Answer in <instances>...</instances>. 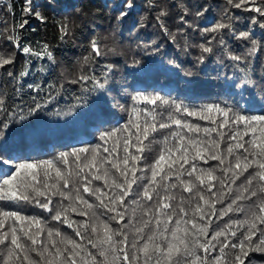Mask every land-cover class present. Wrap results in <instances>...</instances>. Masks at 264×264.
Here are the masks:
<instances>
[{"label":"snow or ice","instance_id":"obj_1","mask_svg":"<svg viewBox=\"0 0 264 264\" xmlns=\"http://www.w3.org/2000/svg\"><path fill=\"white\" fill-rule=\"evenodd\" d=\"M228 5L237 9L243 7L249 13L248 25L244 26V30L235 28L232 23L234 17L231 15L221 17L211 27L202 26L200 18L211 8L206 3L191 6L180 4L177 11L178 30L192 34L199 31L201 36L206 32H219L218 37L214 36L213 40L222 46L221 51L227 52L226 35L254 47L257 44L254 39L257 33L252 29L258 26L260 43L264 45V0H228ZM25 10L29 14L35 12L38 18L43 19V14L33 7L31 0ZM140 11L137 0H115L112 7L115 26L122 28L127 25L129 35L138 32L144 27L146 19H136ZM166 12L165 8L157 16V20ZM252 12L256 15H252ZM224 20L227 22H223ZM20 26L23 27V24ZM159 26L162 29L165 27L163 23ZM165 32L175 40V34L167 32L166 29ZM135 38L140 39V36ZM208 43L211 44L212 41ZM153 45L154 51H158L159 45L155 41ZM89 47L94 58H99L96 61L99 65L105 53L101 52L95 40H90ZM200 48L202 53L215 55L212 47L200 45ZM22 50L26 54L31 53L28 47H23ZM143 50L147 52L148 46ZM252 50L249 49V52ZM31 54L41 56L40 52ZM197 59L202 62L205 56L201 55ZM231 59L241 62L243 68L247 69L244 55H232ZM46 60L49 66H41L37 70L38 75L54 71L55 56L48 52ZM10 62L7 59L0 60V65ZM133 63L141 62L134 59ZM148 70L147 63L140 68L141 73ZM89 72L79 77V81L84 82L82 87L87 91L82 92L76 99L82 103L86 97L92 99L87 101L86 107L77 110L74 121L92 124L100 133L99 140L103 144L97 143L91 149L74 148L71 152H59L49 160H37L34 135L40 112L46 111L37 99L45 92L41 83L31 82L26 85L32 101L30 104H25L19 96L25 87L20 83L15 91L21 103L8 113L4 121H0V200L29 201L32 193H35L44 199H35L34 203L48 212L52 220L72 229L71 233H67L51 226L47 229L45 240L41 238L44 229L39 228L38 219L31 218L30 224L38 229L31 233L30 230L25 231L23 226L29 222V217L21 216L18 211L0 212V217L13 221L12 225L6 227L4 220H0V264H252L254 257L250 256V252H264V114L247 113H264V99L260 105L254 101H245L246 106L242 108L239 101L232 106H197L186 105L183 101H170L159 95L152 97L138 94L133 99H140L148 104L159 101L158 106L168 107L159 113L145 110L143 123L129 120L123 129L109 130L105 125L111 122L112 108L118 106L115 96L109 97V94L114 93L110 82L115 73L112 65L93 67ZM28 74L29 71L25 70L20 76L25 77ZM184 74L191 77L184 81L185 87L195 89L200 83L196 78L197 74L191 71ZM8 75L13 80L16 79L13 73L9 72ZM243 80L245 85L240 87L239 92L232 93L233 96L240 95L241 99L245 92L251 94L247 85L252 84V80L249 79L247 71ZM236 85L235 79L227 84L229 89L236 88ZM53 90V85H48V95L42 98L50 99ZM93 93L96 95L93 96ZM73 107L75 105L69 106L68 110L71 111ZM119 107L121 111L126 110L123 105ZM0 108L8 111L3 96H0ZM137 112L133 107V113ZM213 112L222 119L218 123L212 121L215 127L204 128L203 138L199 135H188L198 134L201 130L199 125L176 116L199 115L201 119H208L205 114ZM33 113L36 114V120L25 119ZM157 116L160 117L159 120ZM17 119L20 121L19 127H11L9 121L11 125H15ZM229 125L234 128L229 129L228 139L235 141V144H229L227 152L235 163L230 159L226 166L220 168L218 175L215 168L198 167L195 163L197 159L206 164L209 158L218 161L219 165H225V157L212 149L220 148V142L224 138L221 130ZM158 128L170 130L164 136L161 154L153 164L147 166L148 171L138 169L142 138L146 139L150 132H157ZM257 129L260 132L259 137L255 135ZM116 131L125 133L122 140L123 156L118 144L114 143L111 149L104 146ZM250 132L253 134L252 138L245 140L244 137ZM77 142L86 141L78 139ZM132 148H136V151H130ZM101 149L107 155H101ZM234 149L237 151L233 156ZM70 156L74 158V173L65 175L57 165H68ZM253 165L255 171L248 173L243 182L236 184L237 179ZM45 168L54 169L58 181H62L61 187H57L55 183L50 186L45 179L43 190L37 189L35 185L41 184L37 170ZM138 171L141 175H137ZM73 175L79 181H73L70 188ZM100 180H103V186L93 185V181ZM137 181L141 183L137 184L131 197L132 205H135L132 207L126 197H129L132 186ZM217 183L220 187L213 191ZM178 188L181 193L189 195L181 194L177 197L175 190ZM85 194L94 199L89 200ZM226 195L228 203L224 207ZM54 196H60L61 200L54 202ZM64 201L69 203L65 204ZM217 203L221 204L219 210L216 208ZM70 213L87 219L73 221ZM229 213L239 215L235 218L229 216L224 221V227L216 225L212 228L209 223L212 216L223 217ZM253 237L256 239L253 240Z\"/></svg>","mask_w":264,"mask_h":264},{"label":"trees","instance_id":"obj_2","mask_svg":"<svg viewBox=\"0 0 264 264\" xmlns=\"http://www.w3.org/2000/svg\"><path fill=\"white\" fill-rule=\"evenodd\" d=\"M114 2L115 0H31L33 7L43 14V19H41L36 16L35 12L29 14L25 10L29 0H0V60L11 61L8 64L0 65V96H3L8 106L7 112L0 108V121H4L8 113L21 103L17 99L15 91L20 83L25 85L23 91L19 93L25 104L32 102L26 85L31 82L42 84L45 92L37 99L46 108V111L40 112L34 135L37 160H49L59 152H71L74 148L91 149L97 143L103 144V141L99 140L100 133L95 130L92 124H81L74 121L77 110L86 107L87 101L92 99V97H86L83 103L76 99L82 92L87 91L82 87L84 82L79 81V77L85 72H89L91 68H98L101 65H112V71L115 73L110 82L114 93L109 94V97L115 96L118 106L112 108L111 122L105 125L109 130L123 129L129 120H138L143 123L146 116L145 110H155L159 113L168 107L167 105L158 106L159 101L156 104H148L140 99H133L138 94L152 97L159 95L170 101H183L186 105L197 106L211 104L221 107L226 104L232 106L236 101L240 102L242 108L246 106L245 101H254L260 105L264 99V45L260 43L258 26L252 29L257 33L254 37L257 44L254 47L247 42L242 43L226 35L227 52L221 51L222 46L213 40L214 36L218 37L219 32H206L201 36L199 31L192 34L187 31L181 32L177 27L179 24L177 11L180 4L191 6L206 3L211 5V8L200 18L202 26L211 27L215 21L221 20V17L231 15L234 17L232 23L235 28L244 30V26L248 25L249 13L243 7L237 9L228 5V0H137L141 11L136 19L139 20L140 17H146V19L144 27L133 35H129L127 25L122 28L115 26L112 12ZM173 5L177 7H173ZM165 8L167 9L166 14L161 15L158 21L157 16L163 13ZM251 14L256 15L255 12ZM160 23L164 24V29L159 26ZM21 24L23 27L20 26ZM249 26L251 27V25ZM165 29L167 32L175 34V40L166 34ZM137 35L140 36V39L135 38ZM90 40H95L99 44L101 52L105 53L99 65L96 63L99 58H94V54L90 51ZM153 41L159 45L158 51H154ZM208 41H212V43L209 44ZM18 45L19 47H17ZM146 45L148 46L147 52L143 50ZM200 45L212 47L215 55L202 53ZM23 47H28L31 53L40 52L41 56L24 53ZM249 49L253 50L249 52ZM48 52L52 53L56 59L54 71L38 75L37 70L41 66H49V62L46 60ZM201 55L205 56V60L202 62L197 59ZM232 55H244L247 69L243 68L241 62L233 61ZM134 59L141 63L134 64ZM144 63L148 64L149 70L141 73L140 68ZM25 70H28L29 74L21 77L20 73ZM187 71L197 74L196 78L200 83L195 89L185 87L184 81L191 79V77L185 76L184 73ZM245 71H247L249 79L252 80V84L247 85L251 89V94L245 92L241 99L240 95L233 96L232 93L239 92L240 87L245 85L243 80ZM9 72L13 73V76L16 77L15 80L8 75ZM234 79L237 81L236 88L229 89L227 84ZM48 85H53L54 90L50 99H44L42 97L48 95ZM95 95L96 93H93V96ZM72 105L75 107L69 111L68 108ZM119 105H123L126 110L121 111ZM133 107L138 110L137 113H133ZM247 114L261 115L264 113L255 111ZM205 115L208 116V119H201L199 115L193 117L176 114L177 118L199 125L201 130L198 134L188 133V135H199L201 138L204 137V128L215 127L212 121L215 120L218 123L222 119L215 112ZM166 117L167 113H165ZM25 119L36 120V114L33 113ZM159 119L160 117L157 116V120ZM9 123L11 127L18 128L20 125L19 119L16 120L15 125H11L10 121ZM232 128L234 126L229 125L221 130L224 132V138L220 142V148L212 149L213 152H218L225 157V165H219L218 161L209 158L206 164L197 159L195 163L198 167L215 168L218 175L220 168L226 166L230 159L233 164L235 163V160L230 158L227 152L228 145L235 144V141L228 139L229 129ZM169 131V129L158 128L157 132H150L146 139L142 138L140 159L137 161L138 169L148 171L147 166L153 164L161 154L164 136L168 135ZM159 133L164 135H159ZM124 135L125 133L116 131L104 146L111 149L114 143L118 144L121 147L120 154L123 156L122 140ZM212 135L215 136V133ZM255 135L260 136L259 129ZM252 136L253 134L250 132L244 139L250 140ZM78 139L86 142H77ZM130 151L135 152L136 148H132ZM236 151L234 149L233 156ZM101 155H107V153H103L101 149ZM73 159L70 156L68 165H57L65 175L69 172L74 173ZM164 167L167 166L164 165ZM185 167L188 166L185 165ZM254 171L255 165L244 172L237 179L236 184L243 182L248 173ZM37 172L38 179L41 181V184L35 185L37 189L43 190L42 184L45 179L50 186L55 183L57 187H61L62 181H58L54 169H38ZM137 175H141V172L138 171ZM73 181L78 182L79 178L73 175L70 179V188ZM140 183L141 181H137L133 184L132 192L129 197H126L132 207L135 205H132L131 197L135 193L137 184ZM93 185L103 186V180L93 181ZM219 187L220 185L217 183L213 191ZM235 188L234 184L233 189ZM175 191L177 197L181 194L189 195L181 193L179 188ZM29 192H31V188H29ZM230 194L228 193V195ZM85 196L89 200L94 199L87 194ZM35 199L43 200L44 197L32 193V198L29 201L0 200V212L18 211L21 216L29 217V222L23 226L25 231L30 230L31 233L38 230L37 227L30 224L31 218L38 219L40 221L39 228L44 229L41 238L45 240H47V229L51 226L67 233L72 232V229L67 228V225L52 220L48 212L33 202ZM52 199L54 202L60 201L61 197L54 196ZM64 203L69 202L64 201ZM227 203L226 195L223 201L224 207L227 206ZM216 208L219 210L221 204L217 203ZM237 215L239 214L229 213L223 217L215 215L211 217L209 223L212 228H215L216 225L224 227V221H227L229 216L235 218ZM70 218L73 221H86L87 219L75 213H70ZM0 220H4L6 227L12 225L13 222L7 217H0ZM255 239L253 237V240ZM250 256L254 257L252 264L264 262V252L253 251L250 252Z\"/></svg>","mask_w":264,"mask_h":264}]
</instances>
